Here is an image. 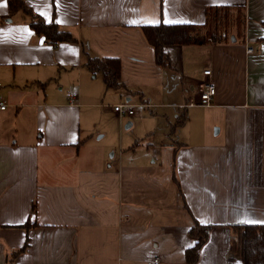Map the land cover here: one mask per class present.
Instances as JSON below:
<instances>
[{
    "label": "crops",
    "instance_id": "crops-1",
    "mask_svg": "<svg viewBox=\"0 0 264 264\" xmlns=\"http://www.w3.org/2000/svg\"><path fill=\"white\" fill-rule=\"evenodd\" d=\"M23 1L76 41L52 47L0 0V264H189L194 222L209 226L194 264H242L233 227L264 223V0ZM219 5L244 10L226 40L167 45L156 63L141 25L202 23ZM91 57L117 58L119 85ZM206 68L212 103L182 106ZM104 101L157 104L164 123L108 157L95 117L120 136L123 117Z\"/></svg>",
    "mask_w": 264,
    "mask_h": 264
},
{
    "label": "trees",
    "instance_id": "trees-1",
    "mask_svg": "<svg viewBox=\"0 0 264 264\" xmlns=\"http://www.w3.org/2000/svg\"><path fill=\"white\" fill-rule=\"evenodd\" d=\"M7 2L11 14L22 12L26 15L29 26L52 47H57L61 42L76 41L70 32L60 28L53 20H45L28 7L23 0H7ZM204 15V21L198 24L161 22L140 26L146 41L154 48L157 64L164 66L169 63L167 45L221 42L231 34L229 29L239 28L244 22V10L240 5H219L206 8ZM85 65L92 72H101L105 85H119L120 62L117 58L91 57L87 59ZM208 231L209 226L198 222H194L191 226L189 234L195 238V243L185 250L187 263L194 264L197 261L199 248L206 241ZM233 233L229 246L231 255L238 256L242 264H264V223L234 226ZM26 245L25 242L15 253L23 250Z\"/></svg>",
    "mask_w": 264,
    "mask_h": 264
},
{
    "label": "rangeland",
    "instance_id": "rangeland-1",
    "mask_svg": "<svg viewBox=\"0 0 264 264\" xmlns=\"http://www.w3.org/2000/svg\"><path fill=\"white\" fill-rule=\"evenodd\" d=\"M235 13V12H234ZM234 13L232 15H234ZM233 17V16H232ZM239 26V23L237 24V27ZM235 28L229 29V31H233ZM232 39V35L230 36V40ZM250 47V46H249ZM252 48V47H251ZM247 49V48H246ZM247 52V51H246ZM251 52V51H249ZM101 77V73L98 74V78ZM213 100V99H212ZM105 103H109L110 105H113L112 101H104ZM212 103V101H211ZM157 104H154V106H135L134 109V115L130 118L123 117L120 118L121 121V128H123L122 136L118 133V126L117 122L112 118H104L102 121L98 119V116L95 117L96 120V129L97 128H105L106 127V136L105 139H110L111 145L106 148L107 152L106 155L108 157L111 156V154L115 153L114 158L118 157L119 150L121 147L118 146L119 141L123 144V146H126L127 143H134L135 139L145 136V133L149 132L152 127H155V129L160 128L162 126V123H164V119L159 116V114L162 112L163 108L156 107ZM209 106V105H208ZM197 108V112L201 113V108ZM180 111L179 116L176 118L182 119V112L184 111L183 108H178ZM111 111H113L111 109ZM116 120L119 123V116L116 115ZM175 119L172 121V123L175 124L177 122ZM130 121L133 123L132 126L126 127L127 122ZM180 125L176 126L179 128ZM95 131V130H94ZM102 133V131L100 132ZM114 133V134H113ZM99 133L95 134V137H97ZM111 137V138H110ZM104 139V140H105ZM127 147V146H126ZM126 147H124L126 149ZM123 148V147H122Z\"/></svg>",
    "mask_w": 264,
    "mask_h": 264
},
{
    "label": "built area",
    "instance_id": "built-area-1",
    "mask_svg": "<svg viewBox=\"0 0 264 264\" xmlns=\"http://www.w3.org/2000/svg\"><path fill=\"white\" fill-rule=\"evenodd\" d=\"M252 48L247 46L246 51H251ZM203 75L207 78L201 83L200 87L197 90V96L194 98H188L182 106L184 107H190V106H196V105H203L208 106L211 104V101L215 95V85L213 81L210 79L211 77V70L209 68H206L203 70ZM76 91L72 90L67 93V100L71 104L76 103ZM138 104H133L129 102L124 103H117L111 105L112 110L120 117H128L134 114V107ZM7 107V103L0 98V110H4ZM158 262V257L155 256L152 260H150V264H156Z\"/></svg>",
    "mask_w": 264,
    "mask_h": 264
},
{
    "label": "snow or ice",
    "instance_id": "snow-or-ice-1",
    "mask_svg": "<svg viewBox=\"0 0 264 264\" xmlns=\"http://www.w3.org/2000/svg\"><path fill=\"white\" fill-rule=\"evenodd\" d=\"M166 22L171 23L172 21H166ZM132 23H136V21H132Z\"/></svg>",
    "mask_w": 264,
    "mask_h": 264
},
{
    "label": "water",
    "instance_id": "water-1",
    "mask_svg": "<svg viewBox=\"0 0 264 264\" xmlns=\"http://www.w3.org/2000/svg\"><path fill=\"white\" fill-rule=\"evenodd\" d=\"M232 39H233V37H232ZM130 124H127V126H129Z\"/></svg>",
    "mask_w": 264,
    "mask_h": 264
}]
</instances>
